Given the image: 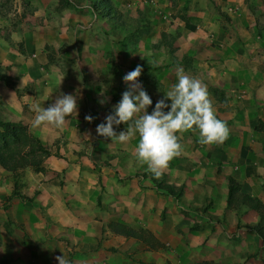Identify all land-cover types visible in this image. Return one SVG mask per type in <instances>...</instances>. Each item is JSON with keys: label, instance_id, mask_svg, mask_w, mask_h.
I'll return each mask as SVG.
<instances>
[{"label": "crops", "instance_id": "crops-1", "mask_svg": "<svg viewBox=\"0 0 264 264\" xmlns=\"http://www.w3.org/2000/svg\"><path fill=\"white\" fill-rule=\"evenodd\" d=\"M131 4L134 9L151 5L160 13L164 31H175V55L191 61L180 66L183 70L213 74L212 85L223 90L231 119L227 141L193 144L160 178L149 173L147 196L155 205L153 212H128L124 204L125 212H101L109 196L124 202L120 182L106 176L107 162L93 170V163L78 161L73 154L85 145L94 152L98 134L93 123L105 121L106 111L99 93L102 85L110 87L99 78L113 71L115 88L127 87L123 76L136 65L121 59H134L133 52L124 50L118 57L122 65L116 67L86 63L98 76L85 82L79 67L71 81L63 75L46 78L47 71L38 64L42 50L31 51L28 60L19 54L7 61L5 54L0 63V123L22 126L46 153L37 165L13 172L0 167V264H58L55 257L63 254L71 264H264V241L255 230L257 211L227 202L231 178L238 193L264 207V0ZM32 78L35 98L16 92ZM61 92L78 96V114L66 117L62 128L34 127V106L48 107ZM86 116L93 117L91 122ZM22 171L28 172L23 180ZM155 189L176 204L156 212ZM97 199L101 205L93 207ZM112 224L143 229L157 245L118 233Z\"/></svg>", "mask_w": 264, "mask_h": 264}, {"label": "rangeland", "instance_id": "rangeland-1", "mask_svg": "<svg viewBox=\"0 0 264 264\" xmlns=\"http://www.w3.org/2000/svg\"><path fill=\"white\" fill-rule=\"evenodd\" d=\"M109 1L115 13L110 17H102L91 7L90 0H0V63L4 64L2 60L5 54L7 61L13 60L12 55L19 57V54L24 60H28L31 51L42 50L45 55L38 64L43 65L44 70L47 71L46 78L63 75L64 79L71 81L75 78L73 70L79 67L85 82L96 80L98 76V73L90 72L91 70L85 67L86 63L92 61L98 68H103L105 63L108 67H116L122 65L118 58L120 54L128 50L130 54L133 52L134 59L122 58L121 61L125 64L142 66L143 71L138 79L153 101L147 109L150 114L156 101L165 98L171 85L177 82V69L181 68V65L189 66L191 61L187 56L175 55L179 48L175 31L169 33L164 31L165 25L159 20L161 15L151 5L134 9L131 0ZM84 50L89 51L88 57L84 55ZM169 67L173 68L169 69ZM184 72L200 79L207 86L217 118L226 121L229 126L231 119L226 114L228 107L223 96L224 92L212 85L215 83L213 74L193 73L189 68ZM1 79L3 81L2 77ZM33 80L35 79H27L25 85L16 88V92L29 94V98H35V86L31 85ZM99 80L107 85L110 84L106 92L108 97L106 105L101 104L105 106L103 109L106 110V117L112 112L113 105L120 101L127 87L123 88L119 85L115 88L116 79L113 71ZM88 97L96 100L93 95ZM166 103L170 105L171 101L166 99ZM164 111L167 112L168 109ZM103 122L105 121L100 123ZM100 123L93 125L97 127ZM127 127L128 125L123 123L114 126L117 134ZM256 128L260 126L256 125ZM177 135L183 149L193 144H201L199 130L195 127ZM97 137V145L92 149L94 152L82 144L83 147L73 155L78 161L85 162L86 159V162L93 163V170L99 163L107 162L106 176L120 182L119 193L123 195L124 202L120 201L119 204L115 196H109L104 201V207L100 208L101 212H125L121 207L122 204L129 209L128 212H153L155 205H151L147 196L148 188L152 187L147 181L151 171L147 164L140 163L136 157L139 136L133 137L127 143H120L100 135ZM211 145L215 146L218 143ZM185 160L188 158L185 157ZM190 162H197V159ZM27 173L22 171L20 178L23 180ZM154 191L157 193L159 203L156 212H164L165 207L170 205L173 207L176 204L166 199L160 190ZM98 200L93 207L95 205L100 207L101 203ZM118 205L119 208L116 207Z\"/></svg>", "mask_w": 264, "mask_h": 264}, {"label": "clouds", "instance_id": "clouds-1", "mask_svg": "<svg viewBox=\"0 0 264 264\" xmlns=\"http://www.w3.org/2000/svg\"><path fill=\"white\" fill-rule=\"evenodd\" d=\"M142 71V66L137 65L123 76L127 90L113 105L112 112L106 115L105 122L97 125L98 135L120 143H127L138 135L136 157L140 163L147 164L157 178L183 151L177 133L195 127L203 145L223 143L228 138L230 130L227 122L217 118L207 86L200 79L185 74L182 68L176 71L177 82L171 85L165 98L156 101L149 114L147 109L153 101L139 82ZM106 92L107 87L102 85L99 95L104 98L98 101L102 105L108 100ZM166 99L171 101L170 105ZM165 109L168 111L165 112ZM34 111V127L49 124L62 128L66 117L78 114V96L61 92L48 107L35 105ZM85 119L91 122L93 117L86 116ZM122 123L128 127L117 134L114 126ZM55 259L58 264H71L64 254Z\"/></svg>", "mask_w": 264, "mask_h": 264}, {"label": "trees", "instance_id": "trees-1", "mask_svg": "<svg viewBox=\"0 0 264 264\" xmlns=\"http://www.w3.org/2000/svg\"><path fill=\"white\" fill-rule=\"evenodd\" d=\"M91 7L102 17H110L115 12L109 0H90ZM38 141L29 136L20 125L0 123V167L6 171H16L26 165H37L43 155ZM227 202L253 208L259 215L255 230L264 241V207L255 198L237 192L236 183L228 179ZM118 233L136 237L145 243L157 240L143 229L133 230L123 225L112 224Z\"/></svg>", "mask_w": 264, "mask_h": 264}]
</instances>
